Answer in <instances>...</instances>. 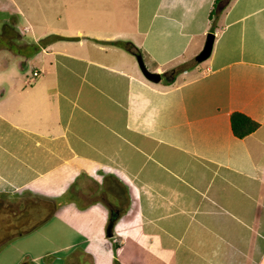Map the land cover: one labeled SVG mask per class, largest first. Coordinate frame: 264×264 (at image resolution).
<instances>
[{"label": "crops", "instance_id": "crops-1", "mask_svg": "<svg viewBox=\"0 0 264 264\" xmlns=\"http://www.w3.org/2000/svg\"><path fill=\"white\" fill-rule=\"evenodd\" d=\"M225 2L214 23L212 0H134L125 25L90 9L94 31L43 28L0 57V210L56 201L0 264H264V0ZM117 37L151 71L185 63L150 80ZM233 110L257 126L233 135Z\"/></svg>", "mask_w": 264, "mask_h": 264}, {"label": "rangeland", "instance_id": "rangeland-1", "mask_svg": "<svg viewBox=\"0 0 264 264\" xmlns=\"http://www.w3.org/2000/svg\"><path fill=\"white\" fill-rule=\"evenodd\" d=\"M122 1H123V5L122 2L119 3L117 0H13V1L1 0L0 9L2 10H0V29L3 28L4 26L5 29L8 30V32L4 33L2 36L0 33V37H1L0 57L2 55H6L5 57L8 58L7 61L8 66H11L13 64L12 57L17 55V53L15 52H18V50H22L23 53L25 51L28 52L32 51L31 46L28 47L25 44L28 43L27 41L32 40L33 34H34V38L36 36H39L40 33H42L43 28L56 29L58 27H63L66 25L82 26L83 28L90 25V31H94L95 27L93 25H96L99 22L98 20L100 18H103L101 12H103L104 14H110L118 25L120 24L125 25L126 24L125 21H127V24H129L132 22L133 19V9L135 7V3H133L134 0H122ZM224 2L225 0H219L218 6L220 4H221L220 7L224 6L226 3ZM12 3H14V5ZM16 5L19 11L15 15H17L18 17H14V14H12V11H10L12 10V8L15 9ZM90 9L100 10L101 12L98 11L88 12L87 10ZM116 11H121V12L128 11V12L127 14L124 15H120L118 12L117 15L115 14ZM217 11H220V9L217 8ZM74 12L77 13L75 14ZM77 14H79L80 18L76 17ZM11 15L13 16V19L16 22V23L14 22L15 24L12 23L13 19L11 20ZM27 24H29L30 27ZM16 25H18L20 29ZM211 27L212 25H210V28ZM200 37L201 36L197 37L199 41L201 40ZM114 39L130 41V39H124L120 37L113 38L110 40H114ZM108 41H102V42L103 44H107ZM194 49H196V46L192 47L191 53L194 51ZM122 50L124 53H128V50H126L123 47ZM136 54L137 53L134 54L128 53V55H130V57L135 60H136L135 57ZM184 61L185 60H180L178 62H175L172 68H168L166 69V71L164 70V72L159 73L160 77L158 80L162 81L165 75L169 76L171 75L170 73L176 72L175 70L180 68V65L185 63ZM201 63L203 64V62ZM144 65L147 66L146 68H148V70L152 69L150 63L149 64L145 63ZM8 66L1 67L0 70L3 71L6 70V68L9 69L10 67ZM16 68L17 67H15V69ZM25 68L26 69L30 68V65L28 66L26 65ZM23 70L24 68L23 69L21 68L19 71L23 72ZM35 199L36 198H34L33 200ZM28 200H30V198H28ZM0 202L3 203V201ZM41 203L42 202H40V205ZM50 204L51 203L49 204L47 203V205L43 208L34 207V209H32L29 207L28 209H25L23 207L22 208L16 207L11 202L7 203L6 207L3 208L4 210H0V240L4 239V237L10 232L22 229L26 227L28 224H30V222H20L21 217L24 218V216L26 215H32L33 219L37 218L38 220V217H40V215H43L44 212L47 213L50 210L51 207ZM38 210H40L42 213L38 214L37 213ZM32 216L31 218L29 217V220L32 219Z\"/></svg>", "mask_w": 264, "mask_h": 264}, {"label": "trees", "instance_id": "trees-1", "mask_svg": "<svg viewBox=\"0 0 264 264\" xmlns=\"http://www.w3.org/2000/svg\"><path fill=\"white\" fill-rule=\"evenodd\" d=\"M218 2H219V0H212L211 7H210V10L208 13V18L211 20L212 23H214L216 21V18L218 16L219 11H217V8L221 9L224 7V6L220 7L221 4L218 6ZM6 32H8V30H6L5 27L3 26V28L0 29L1 36ZM0 39H1V37H0ZM108 42L111 44L121 46V47L125 48L126 50H129L133 54L134 53H138V54L141 53L140 49L138 47H136L129 40L114 39V40H109ZM229 125H230V130H231L232 134L235 136L241 137V136L247 134L248 132L252 131L257 126V121H255L254 119H252L251 117H249L248 115H246L240 111L233 110L229 114ZM50 203H51L50 204V206H51L50 210L47 213L44 212L43 216L41 218L38 217V220H37V218H35V222H33V223L31 222L30 224H28L26 227H24L22 229L10 232L4 238L11 236L13 234L20 233L22 231L29 230L30 228H32L33 226H35L36 224L41 222L45 217H47L50 213H52L53 205L56 204V201H54V202L50 201ZM123 203L126 204L127 201L125 200ZM34 204L36 205L35 207L39 206L38 202H34ZM3 208L4 207H2V210H4ZM122 208L123 207H120L117 204L115 206H112L111 207L112 210L109 209L108 219H107L106 223L110 222L111 225L113 226V222H114L115 218L117 217V212L120 211ZM114 210H116V211H114ZM38 214H40V213H38ZM36 216H39V215H36ZM110 230L112 232V227ZM111 234L112 233H110V235ZM113 264H118L116 259L113 260Z\"/></svg>", "mask_w": 264, "mask_h": 264}, {"label": "water", "instance_id": "water-1", "mask_svg": "<svg viewBox=\"0 0 264 264\" xmlns=\"http://www.w3.org/2000/svg\"><path fill=\"white\" fill-rule=\"evenodd\" d=\"M213 37H214V34L212 31H207V33L205 34V38H204V42H203V45L202 47L200 48V50L194 55V59L195 60H201V59H204L205 57H207L210 53V50H211V46H212V41H213ZM136 57V61H137V64H138V67L141 71V73L148 79L150 80H153V81H157L160 77V74L156 71H151V70H148L143 61H142V58H141V55L140 54H136L135 55ZM111 223L108 222L106 223V226H105V229L107 230V234L110 235L111 233Z\"/></svg>", "mask_w": 264, "mask_h": 264}, {"label": "built area", "instance_id": "built-area-1", "mask_svg": "<svg viewBox=\"0 0 264 264\" xmlns=\"http://www.w3.org/2000/svg\"><path fill=\"white\" fill-rule=\"evenodd\" d=\"M31 73H32V75H35L37 72L35 70H33Z\"/></svg>", "mask_w": 264, "mask_h": 264}, {"label": "clouds", "instance_id": "clouds-1", "mask_svg": "<svg viewBox=\"0 0 264 264\" xmlns=\"http://www.w3.org/2000/svg\"><path fill=\"white\" fill-rule=\"evenodd\" d=\"M226 1V0H225ZM211 31V30H210ZM213 32V31H212Z\"/></svg>", "mask_w": 264, "mask_h": 264}]
</instances>
